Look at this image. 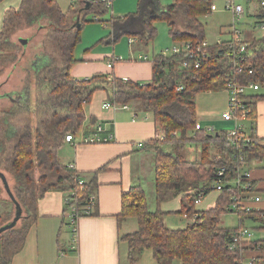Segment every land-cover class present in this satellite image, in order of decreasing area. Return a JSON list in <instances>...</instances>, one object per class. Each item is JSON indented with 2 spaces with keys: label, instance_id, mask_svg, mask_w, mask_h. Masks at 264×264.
I'll return each instance as SVG.
<instances>
[{
  "label": "trees",
  "instance_id": "16d2710c",
  "mask_svg": "<svg viewBox=\"0 0 264 264\" xmlns=\"http://www.w3.org/2000/svg\"><path fill=\"white\" fill-rule=\"evenodd\" d=\"M212 5L211 0H174L152 17L129 15L118 20L122 26L140 25L142 31L136 35H142L147 41L157 36L155 23L164 21L174 42H202L205 35L199 18L210 14ZM108 13L109 9L101 0L90 5L86 0H74L67 14L55 0H22L19 10H10L5 15L0 34V58L9 59L3 48L15 47L9 41L13 30L27 26L37 29L36 32L43 29L46 35L30 63L25 87L8 92L12 95L5 99L10 105L0 108V161L3 154L9 156L14 176L13 193L22 209L16 226L0 235V264H12L24 249L29 233L38 222V200L46 193L74 191L79 205H84L90 195L96 193V177L105 168L94 172L93 179L87 182L76 169L60 163L58 152L66 136H74L81 129L86 119L84 108L98 90H105L108 100L118 105L140 102L144 110L153 114L158 132L164 131L166 135L163 141L154 139L146 144L155 155V211H150L141 186H134L122 196L119 218L134 219L138 223L135 232L121 237L128 247V262L138 264L149 250L158 264L173 260H180L181 264H241L243 252L249 251L255 255V264H264V239L240 241L231 249L234 234L247 228L249 220L261 221L264 214L252 208L247 213L234 208L237 197L249 198L256 194L252 180L249 190L230 183L237 177L241 158L248 165L264 161L263 147L240 144V154L237 146L227 142L226 132L211 135L196 129L198 95L226 91L228 76L240 85L252 82L264 89V36L251 42L244 58L235 61L224 54L227 43L211 46L210 56L201 61L198 69L193 66L183 69L185 63H192L183 55L159 54L154 57L153 79L149 84L117 78L109 80L107 76L76 80L71 70L78 63L75 50L82 41L88 17ZM235 62L243 72L237 68L235 73ZM179 86L183 87L180 91ZM261 99L264 95L246 98L250 119L255 117L256 101ZM31 110L36 119L33 123ZM187 144L203 146L199 160L188 161L177 151ZM213 147L217 149L216 155L210 152ZM222 168L226 169L227 184L215 205L197 211L196 198L199 195L206 198L216 191L218 172ZM36 173L39 174L37 180ZM78 180L85 181L84 185H79ZM178 197H181L180 213L190 218L198 215L197 222L183 229H171L165 225L166 213L161 205ZM11 204L13 214H17L16 204ZM66 211L67 208L64 214ZM232 213L237 216L238 226L221 227L222 218ZM15 218L11 213L0 215V228ZM257 229L264 230V226Z\"/></svg>",
  "mask_w": 264,
  "mask_h": 264
},
{
  "label": "crops",
  "instance_id": "0c3cea01",
  "mask_svg": "<svg viewBox=\"0 0 264 264\" xmlns=\"http://www.w3.org/2000/svg\"><path fill=\"white\" fill-rule=\"evenodd\" d=\"M55 1L61 11L67 14L72 5V0ZM21 5L22 0H0V34L4 27L6 13L10 10H19ZM113 5L114 3L112 7ZM117 7L120 8L121 4L118 3ZM162 8L164 7H162L160 0H141L139 11L118 18L123 19L129 15L152 17L158 14ZM123 30L129 35H136L142 31V28L140 25L133 24V26H124ZM114 57L122 58V61L126 58L112 54L108 58L107 69L100 73L98 66H95L91 60V56L85 54L82 59H79L75 55L78 63L72 68L71 76L80 81L95 76H107L109 80L117 78L140 84L152 82L153 63L150 65L141 63L122 64L118 67L117 64H114L112 71H110L108 62L112 61ZM143 57L148 56L140 55L138 59L143 60ZM128 58L130 61L136 62L138 60L134 52H131ZM206 94L213 95L212 92ZM219 94H223V92ZM224 94L225 97L222 95L211 96L214 102L219 98L223 99V113L228 109L229 92L226 90ZM254 95H264V89H260L258 92L250 91L247 97ZM107 102H110L107 93L98 94V99L91 105L85 106V122L74 135L76 145L66 141L58 152L60 163L65 166L74 165L77 172L87 182L93 179L94 172L105 168L96 177L97 203L92 214L83 216L79 220L78 241L74 246L75 248H73L72 239L69 241L71 233L64 215L66 194L63 191L48 192L38 200V222L32 230L34 233L31 234L32 231L29 233L24 249L14 258L12 264H130L127 258L128 247L121 240V237L136 230L130 231L135 224H129V221L134 219L123 220L119 218L122 211V196L134 186H141L144 189V184L152 178L155 155L152 149L147 148L146 144L157 139L161 131L158 132L153 114L144 110L140 102L128 104L127 110H104L103 105ZM196 110L198 123L205 129L213 130L211 135L218 132H228L227 129L233 127L232 123L223 121L219 112H216L218 114L212 113V115L199 114L197 105ZM99 125L103 127L100 137H112V140L108 143L82 144L83 138L94 135L96 127ZM245 134L255 135L264 144V99L256 101L255 117L246 122ZM139 144H143V147H139ZM263 162H252L245 168L250 171L251 180L256 186L255 193L261 198L258 203L252 199H249L247 203L252 209L264 214V199H262L264 191ZM214 193H216L214 198L216 203L221 194L217 191L211 192L205 199ZM201 204L204 206L200 207ZM213 206L207 208L202 201L196 206V210L201 212ZM161 209L166 213L165 225L171 229H178L168 226L167 220L173 214L184 219L180 213L182 209L181 197L163 203ZM7 213L10 211L6 210L4 214ZM134 221L138 229V223L136 220ZM248 222L264 226V217L261 221L249 220ZM62 252L65 255L59 256ZM249 256L255 257L251 253ZM140 263L141 261L138 264Z\"/></svg>",
  "mask_w": 264,
  "mask_h": 264
},
{
  "label": "rangeland",
  "instance_id": "374dc122",
  "mask_svg": "<svg viewBox=\"0 0 264 264\" xmlns=\"http://www.w3.org/2000/svg\"><path fill=\"white\" fill-rule=\"evenodd\" d=\"M141 0H113V7L109 11L108 14L97 17V16H89V22L86 23L83 31H82V41L78 45L75 51V55L77 58L82 59L85 54L91 56V60L95 66H98L99 72L103 73L107 68L108 58L112 54H116L117 56H122L124 61L115 63V65L121 66L122 64H152L154 61V57L161 54L163 51L168 50V54L171 53V50L175 46V42L172 40L169 35V26L164 21L156 22L157 28V36L152 41H147L143 39L142 35H129L123 30V23L121 20H118V17L127 15L129 13H136L139 11V4ZM162 7H168L174 3V0H160ZM211 2L218 8L217 12H213L208 14L205 17L199 18L200 23L204 27V41L209 44V46H214L218 41L229 39V33L232 31V15L229 12L225 11L226 0H211ZM237 4H240L245 7V11L253 10V8H249L247 0H235ZM121 4V7L118 8L117 4ZM113 15V16H112ZM256 17L250 14H244V17L239 21L236 25L238 29H240L244 33V39L250 42H253L256 39L264 36V31L259 27L255 26ZM181 29V25H179ZM33 27L21 26L16 30H13L9 35V41L14 44L15 47L3 48L4 54L9 57V59H4V57L0 58V108L9 107L10 101L5 99V97H10L12 94L8 95V92L11 91H20L19 89L25 87L24 81L27 78V73L30 70V63L33 60L35 52L39 49V46L42 44L44 36L46 35L45 30H39L36 32ZM36 33V36H34ZM19 39L29 40L28 44L24 47L19 42ZM135 40V43L130 45L129 40ZM131 52H134V55L138 59L140 55L148 56L149 62L138 59L135 61L129 60V55ZM171 55V54H170ZM115 66V68H116ZM114 68V69H115ZM109 69V68H108ZM112 71L111 69H109ZM111 73V72H110ZM101 75V74H96ZM102 92V93H100ZM219 93H212L213 95H208L206 93H200L196 99V105L198 108V113L203 115H212L220 113L222 115V110L224 109L223 99L219 98L216 102L213 101V97L211 96H224ZM107 93L105 90H98L93 94L91 105L96 99H98V94ZM32 94V93H31ZM15 96V95H14ZM5 99V100H2ZM30 114L31 122H35L34 119V111ZM23 118V117H20ZM231 128L227 129L230 130ZM191 136V134L189 135ZM171 150V147L169 148ZM175 147H173V150ZM203 146L187 144L184 147H181L177 151L188 161H196L201 157V150ZM210 152L214 155L217 154V149L212 148ZM3 160L0 161V173L5 177L8 182L9 190L6 189V186L3 180L0 177V215L6 216L5 211L9 210L12 214V217L16 216V213L13 214V206L11 204V196L14 197L13 188H14V176L10 170L9 166V156H4ZM9 162V163H8ZM256 162V161H255ZM254 162V163H255ZM264 163V162H263ZM251 165V164H250ZM36 180L39 177V174H35ZM144 190L147 195V202L150 211H155L156 209V199H155V188H154V174L152 178L149 179L144 184ZM10 191V194L9 192ZM216 197V193L211 195L209 198L203 200L205 206L207 208L213 206L214 198ZM15 199V197H14ZM264 199V191L263 198ZM204 206L203 204L200 205ZM162 210V209H161ZM180 216L171 215V217L167 220V225L171 227H177L178 229H183L186 227L187 221H183ZM8 222V221H7ZM6 222V223H7ZM10 223V222H8ZM135 224L134 228L130 231L137 230V224L134 220H130L129 224ZM221 227H237L238 220L237 216L232 213L224 216L220 223ZM257 223H246V227L250 229L254 238L257 240L264 239V231L258 230ZM68 227V226H67ZM70 233L71 230L68 227ZM34 231L31 232V234ZM36 233V231H35ZM34 236V235H33ZM72 239V233L70 235L69 241ZM60 256V254H59ZM158 264L154 259L152 252L147 250L142 257L140 264ZM164 264H181L180 260L166 261Z\"/></svg>",
  "mask_w": 264,
  "mask_h": 264
},
{
  "label": "built area",
  "instance_id": "2783aa9c",
  "mask_svg": "<svg viewBox=\"0 0 264 264\" xmlns=\"http://www.w3.org/2000/svg\"><path fill=\"white\" fill-rule=\"evenodd\" d=\"M74 1V0H72ZM102 3L108 9L112 8L113 0H101ZM249 8H253V10L245 11V7L237 4L235 0H226L225 11L231 13L232 15V31L229 33V39L218 41L217 44L227 43V49L225 50V55L231 59L239 60L244 58V54L247 52L248 46L251 44L250 41L244 39V33L236 27L239 21L244 17V14L254 15L256 17L255 26L259 27L261 30L264 31V0H247ZM218 8L213 4L211 6L210 13L217 12ZM129 43L132 45L135 43V40L130 39ZM209 44L204 40L202 42H193V41H183V42H176L175 46L171 50V55L168 54V50H165L161 53L163 56H175V55H183L186 59L190 62L185 63L182 67L185 69L186 67H194L198 69L200 67L201 61L206 59L210 56L209 52ZM144 61H149L148 57H143ZM122 58L114 57L112 61L108 62V68L112 69L114 64L117 62H121ZM235 73L237 68L239 72H243V68L238 64L234 65ZM249 68V67H248ZM238 72V71H237ZM249 73L252 74L251 67L249 68ZM111 80V79H110ZM125 82H129V80H124ZM183 87L179 86L178 91L182 90ZM226 90L229 92V101H228V109L222 114V119L225 122L232 123L233 127L226 132V140L228 143L237 146L239 153L242 154L241 145H255L261 146L264 149V144L257 138L255 135H246L245 128L246 122L250 120V110L246 104V98L250 91L258 92L260 91V87L256 83H249L245 85H240L236 83L230 76L226 78ZM104 110L110 109H124L127 110V105H115L112 102H107L103 105ZM197 130H203L207 133H213V130L205 129L201 126L200 123L196 125ZM103 127L97 126L96 132L92 136L84 137L82 140V144H96V143H108L112 140V137L109 138H102L100 137V133H102ZM166 135L164 131H161L159 136L157 137L158 140L163 141L165 140ZM66 141L68 143L75 144V137L73 135H67ZM139 147H143V144H139ZM247 162L241 158V166L238 168V174L236 179L231 184L238 185L243 187L245 190H249L251 187V175L250 171L246 170ZM71 169L75 170L74 165H69ZM225 174L226 169L222 168L218 172V180L215 184V190L219 193L223 191L224 186L227 184L225 181ZM79 185L83 186L85 181L78 180ZM65 204L67 211L64 214L66 218V223L71 230L72 233V243L73 248L76 246L78 241V224L79 220L86 215H91L92 211L97 203V195L96 193L90 195L89 199L85 202L84 205H79L78 201L76 200V195L74 191H67L65 192ZM252 199L254 202L258 203L261 201L260 196H252L246 197L244 195L237 197L234 201V208L245 210V212L250 211V206L248 205L247 201ZM204 197L199 195L195 201V208L198 206ZM198 216V215H197ZM197 216L190 218L187 214H184V219L188 222V224H195L197 222ZM255 240L253 232L248 228H243L237 231L234 234V244H232L231 249H233L236 243L240 241H252ZM251 252H243L242 254V261L241 264H255V258L249 256ZM64 256L65 254L62 252L60 254Z\"/></svg>",
  "mask_w": 264,
  "mask_h": 264
},
{
  "label": "water",
  "instance_id": "95a60500",
  "mask_svg": "<svg viewBox=\"0 0 264 264\" xmlns=\"http://www.w3.org/2000/svg\"><path fill=\"white\" fill-rule=\"evenodd\" d=\"M86 1L88 2V5H90L91 2L96 1V0H86ZM19 41L24 46H26L28 44V40H26V39H20ZM0 177L3 180V182H4L5 186H6V189L9 190L8 182L5 179V177L2 175V173H0ZM8 192L10 194V191H8ZM10 196H11L12 202L15 203L16 207H17V214L15 216L16 218L13 220V222H10L9 224H7V225H5V226L0 228V235L3 234L4 232H6L7 230L15 227L16 224L18 223L21 215H22V209L20 208V205L15 201L14 197L11 194H10Z\"/></svg>",
  "mask_w": 264,
  "mask_h": 264
}]
</instances>
